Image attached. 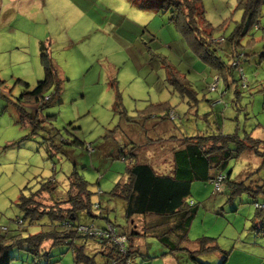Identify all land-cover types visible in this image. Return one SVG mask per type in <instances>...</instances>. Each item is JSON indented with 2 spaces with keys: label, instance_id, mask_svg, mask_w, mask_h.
Segmentation results:
<instances>
[{
  "label": "rangeland",
  "instance_id": "obj_1",
  "mask_svg": "<svg viewBox=\"0 0 264 264\" xmlns=\"http://www.w3.org/2000/svg\"><path fill=\"white\" fill-rule=\"evenodd\" d=\"M157 4L160 0H0V233L10 239L46 231L44 217L27 226L19 204L44 189L41 202L36 201L40 211L51 213L57 205L46 190L64 195L75 175L85 182L90 204L98 202L103 214L90 209L92 217L79 216L80 223L98 228L108 221L124 232L123 203L111 195L131 166L122 118L137 125L136 120L148 121L144 112L158 115L159 109L152 107L169 104L168 123L153 122L128 133L138 144L144 137L154 142L153 152L141 159L160 160L157 165L170 168L172 144L163 146L167 139L178 142L181 136L216 129L244 140V147L250 146L248 140L257 147L252 144L230 160L231 184L221 183L216 194L211 184H191L188 201L194 214L174 256L146 236L137 239V251L126 264H220L223 257L224 264H264V59H259L264 5L245 35L234 38L243 58L239 66H231L236 59L230 57L227 40L242 26L243 8L239 0H198L197 26L207 28L201 34L216 43L211 49L228 70L223 84L219 73L191 52L189 36L170 21L174 8ZM47 59L59 80L58 95L37 112L36 125L29 126L19 107L35 113L37 105L25 94L43 80ZM172 71L184 77L193 100L169 84ZM53 87L43 95L51 96ZM87 147L93 152L87 153ZM69 208L63 204L59 210ZM131 228L139 231V221ZM202 238L215 251H198ZM50 244L38 250L11 246L8 264H74L70 245ZM84 244L85 252L101 264L98 246L87 240Z\"/></svg>",
  "mask_w": 264,
  "mask_h": 264
},
{
  "label": "trees",
  "instance_id": "obj_2",
  "mask_svg": "<svg viewBox=\"0 0 264 264\" xmlns=\"http://www.w3.org/2000/svg\"><path fill=\"white\" fill-rule=\"evenodd\" d=\"M197 4L198 0H160V4L157 5L162 9L174 8L175 15L170 18V21L174 23L182 34L189 36L187 37L189 38L191 52L205 66L211 70H216L222 83L226 84L227 76H229L228 70L225 69V65L222 64L219 58L215 57L214 50L211 49L212 45H216V43H209V34L207 37L202 35L206 34L203 32L207 28L201 30L202 27L197 26V23H200L201 15ZM239 4L243 8L242 26L239 29L237 28L227 40L230 53L232 56L233 54L236 55V57L239 54H237L238 51L233 46L234 38L245 35L249 26L256 20L258 9L264 5V0H239ZM41 55L43 60L44 56L43 54ZM259 56V59H264V39ZM42 62L45 64V61ZM46 63L47 65L45 66L49 67L45 68L43 80L38 81L33 89L25 94L27 100L29 99L30 102L37 105L35 113H29L22 105L19 107L21 111L19 116L21 115V118L25 117L23 119L27 121L29 126L36 125L38 122L35 120L37 112L58 95L59 80L56 77V71L50 65L49 59H47ZM168 81L180 94H185L193 100L194 96L191 88L187 85L184 77H181L177 71L169 73ZM184 84L186 88L182 90ZM52 86H54V89L51 96H44V91ZM180 96L183 97L182 95ZM153 109H159L158 115L151 116L150 112H144L145 115L143 116L148 121L136 120L137 125H132V118H122L125 121L122 127L128 137L123 147L129 151L131 166L127 169L124 180L119 181L114 186L111 195L117 197L123 203V217L127 222L125 231L118 232L115 225L108 221L103 227L98 228L91 224L80 223L79 216L92 217L90 209L100 210L99 216L103 214L98 202L90 204V197L86 192L85 182L81 177L75 175V178L71 179L64 195L59 196L60 194L58 195L52 190H46V194L49 193L50 196H53L51 200L57 205V207H54L56 214L53 213V210H51L52 212L50 211L51 213L39 210L38 203L41 202L39 196L44 193V189L39 190L41 194L38 197L28 198V203L19 204L24 215L23 219H27V226L34 225L41 217H44V220H47L46 224H48L45 225L47 230L26 237H21L19 234L10 237V239L0 233V264H8L7 250L11 246L23 247V245H27L28 247L25 246L27 250H38L46 242H50L51 247L60 243L70 245L74 254V264H97L95 255L85 252V240L92 241L98 246L97 256L101 260V264H126L137 251V241L146 236L157 239L161 245L168 249L166 253L174 256L179 250L178 244L184 238L185 227L194 214V204L188 201L191 193V184H211L213 193L216 194L220 190L221 183L231 184L229 182L231 168L228 167L230 160L237 159L241 152L248 151L253 145L257 147V142L248 140L250 146L244 147V140L240 141L234 136L223 135L218 129H216L217 132L208 135H198L191 138L181 136L178 142V138L167 139L163 146H167V142H170L169 144H172V147L170 148V168H165L162 167V163L157 165L160 160L152 163L144 158V160L141 159L145 155H150L151 151L153 152L155 148L151 150L150 146L154 142H150L144 137L142 142L138 144L134 142V137H129L128 134L131 130H135V132L136 130L141 131L145 128V125L153 122L159 124L168 123L169 119H167V116L171 113L169 110L173 109L169 104H158L152 107ZM118 114L123 117L120 112ZM157 137V140L161 142L162 133L160 136L157 135ZM77 143L81 145V143ZM156 149L159 148L157 147ZM86 151L87 153L93 152L88 147ZM120 159L122 161L126 160L123 157H120ZM234 183L237 186L243 184L242 182ZM215 184H217L218 190H215ZM63 204L70 208L67 212L61 213L59 207ZM256 207V210H260L258 206ZM104 210L106 213L109 209ZM134 220L139 221V231L131 228V223ZM15 223L18 226H22L23 222L21 219H17ZM79 226L93 227L100 231L102 235L88 236L77 231ZM24 230L25 228L23 227L19 231L23 232ZM109 230L112 233H108ZM115 238H121L122 242L117 244ZM206 241H209V239L202 238L198 241V251H215L213 247H205ZM76 243L79 245L76 246ZM225 261L226 258L223 257L220 264H224Z\"/></svg>",
  "mask_w": 264,
  "mask_h": 264
},
{
  "label": "built area",
  "instance_id": "obj_3",
  "mask_svg": "<svg viewBox=\"0 0 264 264\" xmlns=\"http://www.w3.org/2000/svg\"><path fill=\"white\" fill-rule=\"evenodd\" d=\"M231 66H236V63L233 64V65H231ZM216 84H217V78L215 79L214 83L211 84V86L209 87V90L210 91H213L214 88L216 87ZM214 187H215V190H218L217 184H215ZM77 231L78 232H81L83 234H86L88 236H97V235L98 236H101L102 235V234H100L101 233L100 231H98L97 229H95L93 227H83V226H79V227H77ZM108 233H112V231L109 230ZM115 240H116L117 244H120L122 242V239L121 238H115Z\"/></svg>",
  "mask_w": 264,
  "mask_h": 264
},
{
  "label": "crops",
  "instance_id": "obj_4",
  "mask_svg": "<svg viewBox=\"0 0 264 264\" xmlns=\"http://www.w3.org/2000/svg\"><path fill=\"white\" fill-rule=\"evenodd\" d=\"M229 54H230L231 57H233V58L236 59V66H239V64H238L239 62H238V61H239L241 58H243V57H241L240 55H239L238 57H236V55H234V54H233V56H232L231 53H229ZM242 62H243V61H242ZM150 147H151V146H150Z\"/></svg>",
  "mask_w": 264,
  "mask_h": 264
}]
</instances>
